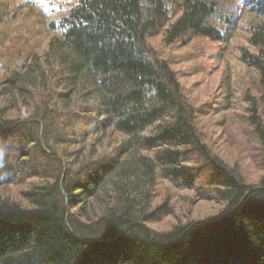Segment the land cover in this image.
<instances>
[{"label": "trees", "instance_id": "16d2710c", "mask_svg": "<svg viewBox=\"0 0 264 264\" xmlns=\"http://www.w3.org/2000/svg\"><path fill=\"white\" fill-rule=\"evenodd\" d=\"M0 264H264V0H0Z\"/></svg>", "mask_w": 264, "mask_h": 264}, {"label": "rangeland", "instance_id": "374dc122", "mask_svg": "<svg viewBox=\"0 0 264 264\" xmlns=\"http://www.w3.org/2000/svg\"><path fill=\"white\" fill-rule=\"evenodd\" d=\"M34 20L33 19H29V23H32ZM36 29H33L32 31H34ZM217 51V47H213L211 48V51L208 52L209 55H216ZM235 55V53H234ZM236 62L233 61V64H235ZM194 64V63H193ZM194 79L189 80V84H191V82ZM204 81V80H203ZM205 82L209 85L208 87L212 88L213 87V83H211L209 80L205 79ZM27 115L24 114V117H26ZM216 131V130H215ZM216 136H218V130L216 131ZM216 140H218V137H216ZM188 207V206H187ZM193 209V213H194V218L195 219H202L206 216L215 214L218 210H219V206L212 203V202H208V201H203V200H197L194 201V205L192 207ZM154 227L156 229H162L163 227L166 228L167 225L163 224L162 225H154Z\"/></svg>", "mask_w": 264, "mask_h": 264}, {"label": "water", "instance_id": "95a60500", "mask_svg": "<svg viewBox=\"0 0 264 264\" xmlns=\"http://www.w3.org/2000/svg\"><path fill=\"white\" fill-rule=\"evenodd\" d=\"M42 144L44 145V142H42Z\"/></svg>", "mask_w": 264, "mask_h": 264}]
</instances>
